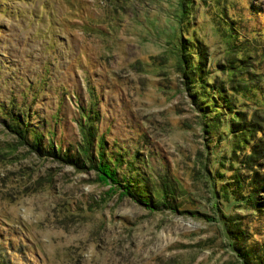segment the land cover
<instances>
[{
	"label": "rangeland",
	"instance_id": "374dc122",
	"mask_svg": "<svg viewBox=\"0 0 264 264\" xmlns=\"http://www.w3.org/2000/svg\"><path fill=\"white\" fill-rule=\"evenodd\" d=\"M189 34L226 89L214 69L238 41V80L255 89L237 108L264 128L252 103L264 105V0H0V264H241L215 210L239 214L241 247L264 250V156L238 169L257 175L255 210L218 203L236 170L227 135L202 130L184 88L177 40ZM85 131L117 180L150 202L172 191L174 207L124 195L95 157L76 167L48 154L84 148Z\"/></svg>",
	"mask_w": 264,
	"mask_h": 264
},
{
	"label": "trees",
	"instance_id": "16d2710c",
	"mask_svg": "<svg viewBox=\"0 0 264 264\" xmlns=\"http://www.w3.org/2000/svg\"><path fill=\"white\" fill-rule=\"evenodd\" d=\"M214 4L216 5V1ZM179 9L181 12H184L183 7H179ZM219 14L220 12L217 13V15ZM229 29L230 30L225 29L226 36H224L226 39L228 38V41L229 38L232 39V37H234L232 28ZM237 42L236 40L228 43L225 57L222 60L223 64H219L221 68L218 70L214 69V71L218 73L222 70V73L227 75V81L231 82L230 85H227V89L225 88L224 80L218 77L216 79V74H210V72L206 71L204 66V61L207 59L206 49L202 45L197 46L195 38L190 34L188 36L185 35L183 39L177 40V48L181 52V60L178 61V70L183 79L184 88L189 90L187 95L191 98V104L201 118L200 126L202 130L206 134L214 135L216 138L218 137L220 140L225 139V137H222L224 134H226L229 139L227 143L229 149L227 153L230 155L228 167L231 168L234 166L236 173L230 174V177H228L229 180L218 183V187L214 189V195L218 203L221 202L224 205L229 204L233 206V210L249 209L254 211L256 206L255 193L257 189L261 188L258 184V180L255 178L257 175L251 173L249 177L242 178L239 175V170H245L246 173H249L260 154L264 156V140H262V138H264V128L257 125L256 120H258V118L256 115L251 114L248 119L245 120V113L237 108L239 105H242L245 100L241 98H248L245 93L249 91L252 95L253 91L251 89H255L252 85H247L245 82H239L238 80L244 81L245 76L242 77L240 75L243 50L241 48H231L232 45H235ZM231 54L232 56H230ZM215 67H218V64H215ZM252 101V103H255L253 104L254 106L259 105L261 108L264 106L261 101H259V104L256 99ZM13 121V123H15V121L17 122L18 118H13ZM19 123H21L20 119ZM19 123L17 122V125ZM89 124L90 120L88 119V127ZM18 128L19 130L17 131V128L13 126L11 130L23 138L21 133H24L23 130L25 126L19 124ZM82 135V140L85 141L86 146L80 150L77 149L75 152L77 154L62 153V157L54 155V153L51 152H48V154H52L53 157H59V159H63L62 161H68L76 167H82V163L86 161L92 162L93 157H95L96 162L89 163L90 167L96 171L97 175H100L102 179L109 182L113 187L121 189L120 191L124 195L136 201L139 200L143 206L153 210L160 208L172 209V207H174V204H171L166 199V193L171 194L172 191L167 192V190H165L166 188L163 189L165 191L160 192L162 196L161 199L155 200V202H150L145 194L140 196L136 191H130L131 189L125 180H117L115 176V167H110L107 161L102 159V154L99 150L93 154L91 147L93 137L91 132L85 131L84 133L82 132ZM33 143L34 142L31 141L30 146ZM33 146L34 148L36 147L35 149L37 152L42 151L37 144L34 143ZM237 154L238 156H236ZM216 163L218 165V169H216L218 172L221 173L222 170H225L222 163ZM220 173L213 179L214 181L222 179ZM163 181L166 182L165 179ZM136 193L140 197L138 200L135 199L137 197ZM215 211L216 221H218L222 228V233L228 241V246L235 253L240 263L264 264V250L262 248L260 251H254L253 249L241 247L238 244L239 241L241 243L244 240L245 236V232L240 228V223L238 221L239 214L229 213V215L228 213L224 214L220 210Z\"/></svg>",
	"mask_w": 264,
	"mask_h": 264
}]
</instances>
